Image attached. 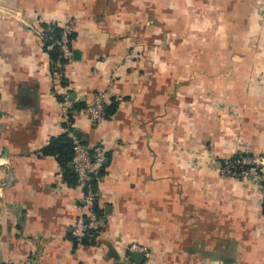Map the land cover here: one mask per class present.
<instances>
[{
  "label": "crops",
  "instance_id": "crops-1",
  "mask_svg": "<svg viewBox=\"0 0 264 264\" xmlns=\"http://www.w3.org/2000/svg\"><path fill=\"white\" fill-rule=\"evenodd\" d=\"M65 18L73 130L105 154L80 245L83 191L43 151L65 132L49 37ZM238 152L264 154V0H0V264H264V186L219 172Z\"/></svg>",
  "mask_w": 264,
  "mask_h": 264
},
{
  "label": "built area",
  "instance_id": "built-area-1",
  "mask_svg": "<svg viewBox=\"0 0 264 264\" xmlns=\"http://www.w3.org/2000/svg\"><path fill=\"white\" fill-rule=\"evenodd\" d=\"M58 38H53V44L60 52L59 66H57L54 83L59 95L61 117L65 131L72 139L73 154L70 161L72 169L76 175V185L83 191L82 206L80 213L72 226V237L76 245H80L84 239L93 238L100 230L101 217L92 208L93 202L98 195L93 190L92 181L100 179L99 172L104 163L105 154L101 145H87L82 143L77 136L72 134L74 98L70 93L69 86L65 78V70L70 65L73 57V35L75 33V21L72 18H65L59 24ZM42 34V33H41ZM44 35V33H43ZM110 90L105 89L94 94L84 105L83 112L92 121H100L105 116V105L109 100ZM2 164V162L0 163ZM219 172L225 176L235 178H254L256 181H264V154L249 156L245 152H238L219 162ZM82 207V208H81ZM128 253L139 251L142 253V261L146 263L150 256V249L140 243L132 242L126 246ZM126 259L132 263L129 254ZM139 263V262H138ZM17 264H28L26 262ZM141 264V263H140Z\"/></svg>",
  "mask_w": 264,
  "mask_h": 264
},
{
  "label": "trees",
  "instance_id": "trees-1",
  "mask_svg": "<svg viewBox=\"0 0 264 264\" xmlns=\"http://www.w3.org/2000/svg\"><path fill=\"white\" fill-rule=\"evenodd\" d=\"M52 28H53V37L58 38L59 28L55 25H53ZM74 36H75V33L73 35V38H74ZM59 53L60 52L58 51L57 47L54 45L52 47V49L50 50V56H51L52 60H55V61L57 60V62H59L60 61ZM107 103H108V101L106 102V105H105V115H106V112L108 110H111V107L107 106ZM74 107H75V105H74ZM72 134L75 135L73 128H72ZM43 151H44V153L53 154L56 156V159H57L60 167H62V169L65 171V173L67 172L66 173L67 176L65 175V178L70 177L72 183L76 185L77 184L76 183V175H75L72 167H69V163L71 161L72 154H73L72 139H71L70 135L65 131L60 136L51 138L49 143L45 146ZM247 155H249V154H247ZM249 156H252V155L250 154ZM99 174L101 175V171L99 172ZM95 182L96 181H92V183H91L93 190L95 189V185H94ZM262 184L264 186V181ZM261 208H262V212L264 214V198H263V202L261 203Z\"/></svg>",
  "mask_w": 264,
  "mask_h": 264
},
{
  "label": "water",
  "instance_id": "water-1",
  "mask_svg": "<svg viewBox=\"0 0 264 264\" xmlns=\"http://www.w3.org/2000/svg\"><path fill=\"white\" fill-rule=\"evenodd\" d=\"M70 167H72V165H69ZM132 258L135 262H139L140 260H142V253L139 251H135L132 253Z\"/></svg>",
  "mask_w": 264,
  "mask_h": 264
},
{
  "label": "rangeland",
  "instance_id": "rangeland-1",
  "mask_svg": "<svg viewBox=\"0 0 264 264\" xmlns=\"http://www.w3.org/2000/svg\"><path fill=\"white\" fill-rule=\"evenodd\" d=\"M44 38V37H43ZM2 161H0V163H1ZM23 261H21V260H15V261H13V262H11L10 264H17V263H22Z\"/></svg>",
  "mask_w": 264,
  "mask_h": 264
}]
</instances>
